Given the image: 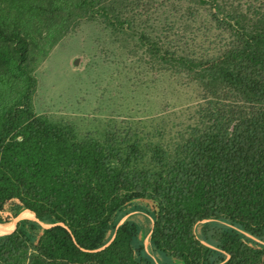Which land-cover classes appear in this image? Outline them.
<instances>
[{
  "label": "trees",
  "instance_id": "trees-1",
  "mask_svg": "<svg viewBox=\"0 0 264 264\" xmlns=\"http://www.w3.org/2000/svg\"><path fill=\"white\" fill-rule=\"evenodd\" d=\"M140 1L0 0V213L50 224L18 221L0 236V264H157L136 223L113 222L136 199L151 202L163 260L264 264V244L243 234L264 237V0H185L208 10L192 40L184 25L154 43L140 34L199 89L167 140L130 126L78 134L33 111L35 70L52 48L83 20L129 23ZM208 219L242 231L221 230L216 260L194 232Z\"/></svg>",
  "mask_w": 264,
  "mask_h": 264
},
{
  "label": "rangeland",
  "instance_id": "rangeland-1",
  "mask_svg": "<svg viewBox=\"0 0 264 264\" xmlns=\"http://www.w3.org/2000/svg\"><path fill=\"white\" fill-rule=\"evenodd\" d=\"M141 5L134 20L115 28L102 19L83 20L52 48L35 70L32 108L36 114L54 123L67 122L78 134L98 135L108 128L130 126L160 131L166 140L188 124L189 114L199 101L197 84L186 72L158 59L140 34L154 43L165 34L176 38L177 28L184 25V37L192 40L196 27L207 22L208 10L185 0H147L140 1ZM151 211L149 200L136 199L119 210L113 222L136 223L149 257L157 264H174L160 258L149 241ZM0 217L6 220L1 224L13 223L14 228L18 221L28 218L42 227L50 225L21 212L12 215L9 209ZM224 227L242 232L227 222L211 219L194 227L196 236L217 252L212 257L215 260L221 252L217 238ZM243 234L264 244V237ZM111 237L108 233V239ZM219 263L217 260L215 264Z\"/></svg>",
  "mask_w": 264,
  "mask_h": 264
},
{
  "label": "bare ground",
  "instance_id": "bare-ground-1",
  "mask_svg": "<svg viewBox=\"0 0 264 264\" xmlns=\"http://www.w3.org/2000/svg\"><path fill=\"white\" fill-rule=\"evenodd\" d=\"M22 216L34 217V214L30 210H25L22 212ZM13 228H14L13 223H6V224L0 223V235L6 234V233L8 234V232H11Z\"/></svg>",
  "mask_w": 264,
  "mask_h": 264
},
{
  "label": "crops",
  "instance_id": "crops-1",
  "mask_svg": "<svg viewBox=\"0 0 264 264\" xmlns=\"http://www.w3.org/2000/svg\"><path fill=\"white\" fill-rule=\"evenodd\" d=\"M25 210H27V209H25ZM25 210H23V211H25ZM23 211H22V212H23ZM22 212H21V213H22Z\"/></svg>",
  "mask_w": 264,
  "mask_h": 264
}]
</instances>
